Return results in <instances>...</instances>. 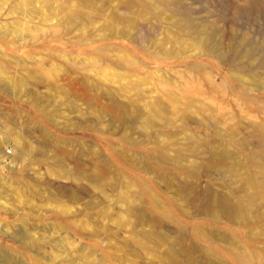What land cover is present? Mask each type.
<instances>
[{
    "label": "rangeland",
    "instance_id": "obj_1",
    "mask_svg": "<svg viewBox=\"0 0 264 264\" xmlns=\"http://www.w3.org/2000/svg\"><path fill=\"white\" fill-rule=\"evenodd\" d=\"M147 1L0 0V264H264V0Z\"/></svg>",
    "mask_w": 264,
    "mask_h": 264
},
{
    "label": "bare ground",
    "instance_id": "obj_2",
    "mask_svg": "<svg viewBox=\"0 0 264 264\" xmlns=\"http://www.w3.org/2000/svg\"><path fill=\"white\" fill-rule=\"evenodd\" d=\"M65 1V0H64ZM68 2H70V0H67ZM78 1V7L76 8H67L66 12V23L69 26H79V27H83V25L85 23H88L89 21H91V16L89 14L90 10H95L96 11V15L98 18H103L105 19L106 23L108 26H111V24L113 23H125L127 26H133L136 22V14L134 13H130L127 16L123 15L120 12L119 7H112V10L110 11L109 15L105 14V10L103 8V6H99L97 5L96 0H77ZM50 2V0H49ZM48 2V3H49ZM47 3V2H46ZM66 4H68L66 2ZM120 4L121 9H133V8H138L139 6L141 7V12L142 14H147L149 15V11L151 9V7L154 6V2L152 1H147V0H120ZM66 9V8H65ZM29 14L32 15L31 12H28ZM154 17H156V14H153ZM177 24L182 25V28H184L185 26H188L189 23L188 21H184V19L178 20ZM78 27V28H79ZM180 27V26H179ZM148 37V35H146ZM177 39L174 38V41H176ZM193 45H195V47L198 49L199 54H203V53H207L208 50H206V42L204 40V38H199L196 39L193 42ZM238 69L240 70L241 73L245 74H250L251 78L253 79V73L252 70H250L248 67L244 66V65H240L238 67ZM264 87V86H263ZM251 101H256L255 99H251ZM115 108H117L119 110L118 113V117L120 119H123L125 117L128 116V111L127 109L117 103L114 105ZM146 110L148 111V115L144 118L143 121H141L142 123V127H150L153 125L154 123V119H162L164 120L166 118V111L164 109V107L159 104V103H150L146 106ZM232 134H234V131L232 132ZM250 136L252 138V141L254 143V148L253 151L250 153L249 155V163L254 166V167H258V168H264V124L259 123L257 125H252V129H251V133ZM8 153H10V150L7 151ZM223 154L224 157H229L231 156L228 150H222L221 152ZM4 158V157H2ZM232 167L236 166V163H232L231 164ZM249 181L252 183L253 187H262L263 183L262 182H256L254 180V178L252 177L249 178ZM213 203H216L218 206H220L223 210H228V211H233V212H238L240 209H243V205L238 204V203H232L231 201H229V199H223V198H216L213 197ZM152 207L154 209H157V202L153 201L151 202ZM160 214L162 216L168 217V213L165 209H160ZM138 218H143V214L141 212H138ZM203 256L205 258V260H209L210 261V256L208 251L203 252Z\"/></svg>",
    "mask_w": 264,
    "mask_h": 264
}]
</instances>
